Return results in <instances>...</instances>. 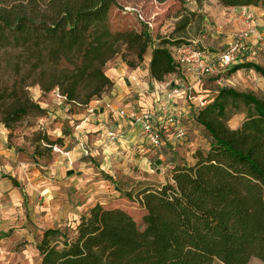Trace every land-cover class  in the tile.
<instances>
[{
  "label": "trees",
  "instance_id": "16d2710c",
  "mask_svg": "<svg viewBox=\"0 0 264 264\" xmlns=\"http://www.w3.org/2000/svg\"><path fill=\"white\" fill-rule=\"evenodd\" d=\"M178 1L264 8V0ZM114 7L116 0H45L37 10L31 4L0 9V122L8 131L28 117L48 118L29 92L34 86L43 95L58 91L65 105L100 101L114 87L106 68L116 59L132 70L149 59L157 83L183 75L172 49L189 43L156 40L148 24L115 31ZM189 23L186 18L180 30ZM4 62L13 73L10 83H2ZM242 69L264 77V68L251 62L228 75ZM238 103L247 113L234 130L229 106ZM194 116L208 148L197 149L192 162H176L161 185L118 188L139 205L142 228L132 211L97 204L75 226L44 231L39 264H264V98L221 87ZM32 142L34 159H50L63 144L44 129Z\"/></svg>",
  "mask_w": 264,
  "mask_h": 264
},
{
  "label": "crops",
  "instance_id": "0c3cea01",
  "mask_svg": "<svg viewBox=\"0 0 264 264\" xmlns=\"http://www.w3.org/2000/svg\"><path fill=\"white\" fill-rule=\"evenodd\" d=\"M228 10L234 18L240 15L237 26L242 29L244 13H253L254 26L264 38V8ZM255 61L259 60L250 62ZM149 63L148 59L136 70L121 59L109 63L106 73L114 87L87 108L62 105L55 92L45 98L38 91L42 100L35 99L49 114L44 123L55 124L54 130L47 131L63 144L59 145L61 152H53L44 166L29 164L21 158V151L0 145V264H39L37 240L44 231L75 226L97 204L129 210L125 204L134 202L129 199L125 202L126 197L118 188L130 190L146 181V171L159 165L172 169L179 162L171 158L177 150L174 140L180 139L177 127L168 128L164 147L155 155L141 127L123 118L121 112L133 108L155 112L173 109L182 120L194 116L201 108L200 103L205 100L206 106L210 100L197 96L190 103L181 95L168 108L167 88L191 85L194 78L172 75L157 83L149 76ZM64 126L69 129L64 131ZM181 126L186 132L184 124ZM3 131L4 134L7 130ZM110 132L120 134V140L112 141ZM136 167L140 174L133 169Z\"/></svg>",
  "mask_w": 264,
  "mask_h": 264
},
{
  "label": "rangeland",
  "instance_id": "374dc122",
  "mask_svg": "<svg viewBox=\"0 0 264 264\" xmlns=\"http://www.w3.org/2000/svg\"><path fill=\"white\" fill-rule=\"evenodd\" d=\"M44 1L0 0V9L10 8L12 6H29L31 4V7L37 10L38 8H42ZM116 1L118 7L112 8L110 12V22L113 30H140L144 24H149L153 37L156 40L173 39L183 43L197 42L200 46L207 48L210 53L217 55H221L231 43L233 36L242 30L241 25L237 26L240 15L234 18L235 15H232L231 10L222 7L215 1L204 2L201 5H198L194 1L183 5L178 0H170L164 4L146 0ZM186 18L189 19L190 23L186 29L180 30L181 23ZM255 63L264 68V58L255 61ZM3 64L4 67L1 75L2 83H10L13 80V73L9 67H6L5 62ZM223 78L225 80L224 82H220L221 77L215 75L205 79L201 88H198L197 96L212 100L221 87H228L238 92L252 93L264 98V77L255 71L242 70L234 76H229L228 73H225ZM38 91V86L29 89L34 99L38 98ZM45 96L43 95V97ZM38 100H42V98H38ZM229 113L231 115L229 121L230 128H239L246 118L247 109L242 103L231 104L229 106ZM182 121L186 129V135L184 138L174 140L177 150L174 151L176 156L173 153L175 157L171 155V158L178 159L180 162H192L194 152L199 148H208L209 140L204 129L197 124L195 116L182 119ZM50 122L47 121L44 123L37 118L28 117L19 123L12 133L0 122V145L2 144L5 147L21 151V158L29 164L34 165L35 163H39L41 166H44L48 159L39 160L33 158L35 146L32 141L35 133L43 129L54 130L55 124H51ZM68 129V126L63 127L64 131ZM3 130L7 131L3 134ZM165 148H169L168 143ZM152 152L156 155L159 150L152 149ZM41 161H44V164ZM133 169H135L137 174H140L139 168L136 167ZM170 172L171 169H166L162 165H159L153 168L152 171H146L144 177L146 181L140 182L161 185L168 180ZM123 199L126 200L125 202L129 201L128 198ZM125 206L133 212L135 219L142 228L143 224L139 205L134 202L130 204L126 203ZM215 264L223 263L215 262ZM250 264L262 263L257 259H253Z\"/></svg>",
  "mask_w": 264,
  "mask_h": 264
},
{
  "label": "built area",
  "instance_id": "2783aa9c",
  "mask_svg": "<svg viewBox=\"0 0 264 264\" xmlns=\"http://www.w3.org/2000/svg\"><path fill=\"white\" fill-rule=\"evenodd\" d=\"M255 15L245 12L243 15V29L237 32L227 49L218 56H212L207 48L200 46L197 42L183 44L172 49L176 62L182 67L184 76H193L194 83L188 86L168 87V108H170L177 96L184 95L190 103H194L198 92L195 88H201L203 81L212 76H220V82H224L223 75L233 67L264 58V38L254 26ZM149 25V24H148ZM64 104L63 98L58 91H54ZM205 101V100H204ZM199 107H203L205 102ZM196 107V106H195ZM167 108V109H168ZM121 115L135 125H139L142 132L154 150H161L164 147V134L169 127H177V137L184 138L186 132L183 128L181 117L173 109H163L162 112L138 111L133 108L130 111H122ZM44 122V120H41ZM109 138L112 141H119L121 136L116 132H110ZM53 152L60 153L61 148L55 146Z\"/></svg>",
  "mask_w": 264,
  "mask_h": 264
}]
</instances>
